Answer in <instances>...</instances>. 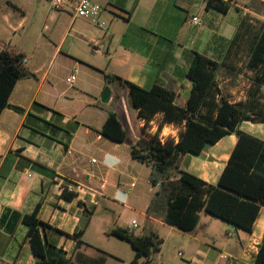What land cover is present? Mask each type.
<instances>
[{
  "label": "crops",
  "instance_id": "0c3cea01",
  "mask_svg": "<svg viewBox=\"0 0 264 264\" xmlns=\"http://www.w3.org/2000/svg\"><path fill=\"white\" fill-rule=\"evenodd\" d=\"M222 1L230 4L228 13L207 8L208 0H204L205 15L212 16L217 12L227 17L235 8L238 13H243L237 26L218 28L213 23L206 38L208 40L196 46H187L185 29L188 20L194 27L202 25V22L200 26L192 23L194 17L201 21L198 13L201 4L198 0H152L148 5L145 0L100 1L102 4L99 2L98 5L104 11L95 21L75 18V11L70 6L56 13L51 8L43 23L42 35L37 37L25 31L27 18L22 15L19 4L6 0L7 11L0 18L3 23H0V52L9 49L23 55L26 59L24 69L30 74L18 81L9 98V107L0 116L1 264L36 263L28 238L29 227L23 219L33 214L38 206V220L46 225L40 228L47 243L46 255L57 264H92V260L99 261L101 258L105 259V264H110L111 260L131 264L135 251L128 242L131 249L124 258L119 253L96 249L85 239L94 224L100 198L114 205H123V210L138 213L142 217L140 227L145 223L146 226L150 224L148 228L143 227L141 234H135L134 229L127 225L130 228L127 230L135 236H152L161 240L162 226L170 228L171 232H182L165 224L162 209L159 214L149 213L150 205L140 213L134 209L131 197L127 196L130 186L134 184L130 182L131 153L127 156L122 149L124 143L114 142L101 133L111 111L101 108L99 97L106 86H121L118 81L109 84L106 75L117 76L144 89H151L155 85L167 89L172 87L178 96L181 95L180 89H187L189 97L192 84L190 80L186 81V75L195 53H201L219 64L216 82L223 97L232 104L251 102L249 115H264V88L255 83L261 68L248 66L252 48L264 28L251 35L253 26L251 21H247L248 15L264 20V0H256L253 10L240 6L238 0ZM162 3L168 6H160L157 12V5ZM169 7L174 12L169 11ZM17 13L22 15L21 20L14 18ZM121 23L128 28L123 34L120 33ZM98 24L106 25L107 30L100 29ZM242 26H245L243 30ZM29 28L32 30V25ZM110 29L112 32H109ZM21 30V42L15 44L16 33ZM1 31H8L12 36L5 38V33ZM60 31H64L62 40L58 37ZM45 32H50V35L43 37ZM249 37L248 48H242L239 41ZM70 38L75 43L98 42L101 50L105 51L101 54L102 59L86 67L78 64L77 60L73 61L70 58L75 55L72 44L64 51L66 40ZM32 42L36 43L38 52L30 54L26 44ZM35 58L39 59L41 66H33L32 60ZM48 59L51 61L48 62ZM66 59L88 76H91L89 72L97 74L94 81L90 84L79 80L75 70L67 75L66 87L61 86L56 78ZM58 61L61 64L54 69ZM73 74L76 80L71 85L67 80ZM123 88L129 98L134 145L138 140L139 128L135 120L143 125L137 111H133L128 90ZM113 95L111 91L110 102L114 99ZM158 118L162 119V115L155 119ZM156 130L157 127L152 128L151 134L155 135ZM241 130L264 142V124L244 122ZM236 143L237 137L228 135L216 145H208L200 156L183 155L188 156L189 160L181 162L182 156L180 169L209 185H216ZM93 160L97 162L93 163ZM60 184L63 188L59 187ZM71 194L75 197L68 200L66 197ZM211 217L202 212L195 230L182 232L185 241L182 242V251L178 253L180 260H188V264H218L221 261L227 264H255L264 240V206L252 233L225 223L223 231L230 242L231 252H218L215 259L205 249L209 247L204 240L206 238H200L198 234L204 220ZM117 228L121 227L116 226L111 231ZM101 232L105 233V229ZM80 233L83 244L78 246L75 236ZM207 237L216 244V238ZM194 244L199 247L194 248ZM94 250L96 253L93 254ZM165 259L160 248L157 258L153 260L150 257L148 260L154 261V264H167ZM175 261L176 264H186L178 259Z\"/></svg>",
  "mask_w": 264,
  "mask_h": 264
},
{
  "label": "trees",
  "instance_id": "16d2710c",
  "mask_svg": "<svg viewBox=\"0 0 264 264\" xmlns=\"http://www.w3.org/2000/svg\"><path fill=\"white\" fill-rule=\"evenodd\" d=\"M207 8L228 13L231 6L222 0H208ZM23 55L5 49L0 52V116L9 107V98L19 80L28 73ZM252 69L261 68L256 76V86L264 88V30L252 48L248 62ZM219 64L208 56L195 53L186 78L192 87L184 106L176 103L177 93L155 85L141 88L123 81L117 76L106 75L108 83L118 81L128 90L133 111L145 120L146 127L158 115H162L158 133L149 135L145 128L139 131L137 142L131 147V158L141 164L152 165L159 176L151 178L154 186L160 185L149 206V213L164 211L165 224L184 233L197 227L202 212L220 219L226 224L252 233L255 222L264 206V142L241 130L244 122L264 124V115H249L251 102L230 103L222 96L216 82ZM21 111L20 109H17ZM136 123V120H135ZM166 124L181 128L178 141L167 139L162 143L159 133ZM101 133L117 143H125L128 133L115 112H110ZM235 135L237 143L216 185H209L197 176L180 169L183 155L200 156L208 145H216L228 135ZM176 172L179 180L172 179ZM75 197L67 196L68 200ZM39 206L24 223L29 227L28 238L35 257V264H57L46 255V241L40 228L46 226L38 220ZM111 236L128 242L135 251L131 264H138L153 252H159L163 241L156 237H138L124 228L111 231ZM82 233L76 235L78 246ZM1 264V261H0ZM92 264H105V259ZM146 264V263H144ZM255 264H264V240L259 248Z\"/></svg>",
  "mask_w": 264,
  "mask_h": 264
},
{
  "label": "rangeland",
  "instance_id": "374dc122",
  "mask_svg": "<svg viewBox=\"0 0 264 264\" xmlns=\"http://www.w3.org/2000/svg\"><path fill=\"white\" fill-rule=\"evenodd\" d=\"M13 2H17L19 4L20 9L23 11L22 15L26 16V24H25V31H29L30 34L34 35V37H37L38 35H42V30H43V23L45 22L47 18V14L51 11V5L49 0H12ZM97 4H100V1H111V0H93ZM6 0H0L1 7H0V18L2 19L3 16L5 15V12L7 11ZM100 2V3H99ZM199 4H201L198 8V13L201 18L202 25L201 27H194L191 25L190 20H188L187 25H186V33H187V39L185 40V44L187 46H196L198 43H201V41H206L208 39L207 36L209 35V32L212 30L211 25L214 23L218 28H225V27H232V26H237L240 17L243 16V13H238L235 8L231 11V13L226 17L223 16L222 14H217V12L214 13V15L206 16L205 15V8H204V0H198ZM152 3V0H145V4L148 5ZM102 4V3H101ZM238 4L241 6H248L250 9L254 8V5L256 4V0H238ZM160 6H168L166 3L158 4L156 11L159 12V9L161 8ZM109 7V6H108ZM169 11H173L174 9L169 7ZM253 10V9H252ZM109 11V9H108ZM56 13V11H53ZM19 13L14 14V18L17 20H21V16ZM0 19V23H2ZM115 19V17H114ZM247 21H251L252 27V32L251 35L254 34L255 31L261 30L264 28V20H262L261 17L259 16H247ZM3 24V23H2ZM30 25H32V30H30ZM52 27V26H51ZM245 26H242V30L244 29ZM128 28L125 24L121 23L120 26V33L123 34L127 32ZM109 32H112L110 29ZM1 33H5L4 37L12 36V33L6 31H1ZM23 31H19L16 33V36L14 38V42L19 43L21 42L19 40V37L22 35ZM196 33L198 34L196 36ZM202 33L200 36L199 34ZM10 34V35H9ZM45 36H49L50 32H45ZM64 31H60L58 34V37L60 40H62ZM45 38H43L44 41ZM251 38L249 37L247 40H240L239 43L242 48H248L249 45V40ZM40 42V41H39ZM88 43V42H87ZM36 43L32 42L30 44H26V48L29 51L30 54L38 52V49L36 48ZM39 44V43H38ZM72 44V47L75 49V55L74 57H70L71 59L77 60L78 64H81L83 66H90L92 62H95L96 60L102 59V53H95L94 49L91 47L92 44H85V43H75L73 39H68L66 40V44L64 47V51L67 50L68 46ZM102 52L105 53V51L102 49ZM77 57V59H76ZM95 57V59H94ZM27 59L29 60L30 57L27 55ZM51 61V59H48ZM32 64L34 67L41 66V62H39L38 58H35L32 60ZM61 64L60 61L56 62L54 69H56L59 65ZM86 70V68H83ZM68 70H70L68 72ZM77 70V78L79 80L86 81L88 83H92L94 81V77H96L97 74L91 73V76H88L84 73V70H80L77 67H73L71 60L66 59L62 71L57 75L56 80L58 83L62 86L66 87V79L67 75L73 73V71ZM80 70V73H79ZM98 77H100L98 75ZM187 79V78H186ZM186 81H189L188 79ZM110 84V83H109ZM106 88H109L111 91H113V97L114 99L109 102L108 104H102L101 103V96ZM169 89L175 90L172 87H168ZM105 89H103L100 97H99V105L101 106L102 109L106 111H112L115 112L119 115L120 120L122 121L124 128L126 132L128 133V138L127 141L122 145V149L124 153L128 156L130 155V148L132 144L134 143L133 141V133L134 130L131 125V116H130V107H129V98L127 95L126 90L119 86V85H111V86H106ZM180 94L177 97L176 103L179 106H184L187 102L188 99V92L187 89L186 91H181L180 89ZM161 118H158L157 121L155 122L154 125H150V127H142L139 121L137 125L139 126L138 132L141 131V129L145 128L146 133L149 135H153V131L151 132L152 128L157 127L160 124ZM158 129V128H157ZM179 130V128H178ZM158 130H156L154 133L157 134ZM178 136L179 132L176 130H166L165 135L166 136H161L162 132L159 133V137H165L166 139H172V134ZM192 157V154H189V157ZM188 157V156H187ZM185 156L182 157L181 162L188 161L189 158ZM130 166L132 170V179H130V182L134 183V187L130 186V191L127 190L125 191L127 193L128 198L131 197L132 201L131 203L134 204L133 207L137 212H143L146 207H148L152 200L154 199L155 195L158 192H161V187L160 185L154 186L151 183V178H155L158 175V173L155 172L153 169L152 165H147V164H141L137 161H134L130 158ZM172 179L174 181L179 180V176L176 172H172ZM137 196V197H136ZM134 199V200H133ZM118 220H120L118 222ZM133 220H135L138 224V227L134 229L133 232L135 234H141L143 233V227H150V224L146 223L143 224L141 227L139 226L140 221L142 220V217L137 213H133L128 210H123V205H114L112 202H109L107 199L100 198L99 199V205L97 208L96 213L94 214V224L91 226V228L88 230L86 240L88 242H91V244L96 247V249L102 250L104 252H113V253H119L121 254L122 257L127 258V254L130 252V245L127 242L121 241L113 236L110 235L111 230L115 228L116 226L124 228V229H130L127 225H130V227L133 224ZM118 222V223H117ZM207 224L205 227L204 225ZM225 222L222 220H217L214 217L207 218L204 220L201 228L198 231L199 237L200 238H206V242L209 244V247H206V250H209L213 259L218 257V252L223 253V252H228L230 253V242H228V237L224 233L223 228H224ZM105 229V233H102L101 231ZM171 232L170 228L162 226L160 228V236L161 240H163L164 243L160 246L161 250L163 251L165 255V262L167 264H176L175 259H178L179 261L180 258L178 257V253L182 251L183 244L182 242L185 241V238H183V233L179 232L177 230H172ZM208 235H210L212 238H216V244L212 243L210 239H208ZM194 248H198L199 246L197 244L193 245ZM214 250H217L215 252ZM96 253L95 250L93 251V254ZM112 253V254H113ZM213 253V254H212ZM158 252H153L151 255V258L154 260L157 258ZM217 255V256H216ZM226 259V258H224ZM184 263L188 264V260H182ZM181 261V262H182ZM212 261V259H211ZM127 262V261H126ZM154 264L155 262H148L146 258L140 259V264ZM110 264H121L115 262V260H111ZM127 264H129L127 262ZM158 264V263H157ZM218 264H227L226 261H221Z\"/></svg>",
  "mask_w": 264,
  "mask_h": 264
},
{
  "label": "built area",
  "instance_id": "2783aa9c",
  "mask_svg": "<svg viewBox=\"0 0 264 264\" xmlns=\"http://www.w3.org/2000/svg\"><path fill=\"white\" fill-rule=\"evenodd\" d=\"M49 2H50L52 10H54V11H62L66 7L70 6L75 11V16H74L75 18L89 20V21L98 20L104 11V9L100 5L95 3L93 0H49ZM192 23L195 26L201 25V21L197 17H194L192 19ZM97 26L103 30H107V28H108L106 25H102V24H98ZM91 47L94 49L95 53H102L101 46L98 42H96V41L92 42ZM75 80H76V75L73 74L72 76H70V78H68L67 82L72 85L75 82ZM140 121H141L143 127H145L146 126L145 120L141 119ZM156 121H157L156 119H153L149 124L154 125ZM160 123H161V121H160ZM159 125L157 126V128H159ZM178 128H179V130H178ZM166 130H176V131L180 132L181 128L174 125V124H166L163 126V129L161 131L162 132L161 136H166L165 135ZM172 135H173L172 139H174L177 142L178 136H176L174 134H172ZM159 139L162 143H165L168 138L166 139L165 137L164 138L159 137ZM96 162H97L96 160H93V163H96ZM134 186L135 185L132 184V187H134ZM59 187L63 188V185L60 184ZM137 227H138V224L136 221H134L132 226H131V229H136Z\"/></svg>",
  "mask_w": 264,
  "mask_h": 264
},
{
  "label": "water",
  "instance_id": "95a60500",
  "mask_svg": "<svg viewBox=\"0 0 264 264\" xmlns=\"http://www.w3.org/2000/svg\"><path fill=\"white\" fill-rule=\"evenodd\" d=\"M111 100V90L106 88L101 96V103L108 104Z\"/></svg>",
  "mask_w": 264,
  "mask_h": 264
}]
</instances>
